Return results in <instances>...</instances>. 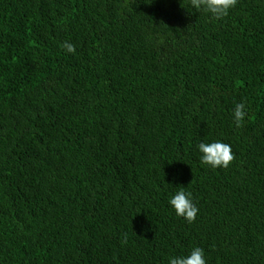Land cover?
<instances>
[{
	"label": "trees",
	"instance_id": "16d2710c",
	"mask_svg": "<svg viewBox=\"0 0 264 264\" xmlns=\"http://www.w3.org/2000/svg\"><path fill=\"white\" fill-rule=\"evenodd\" d=\"M215 141L227 169L200 163ZM181 187L192 223L168 203ZM195 247L264 264V0L219 21L189 0H0V264H169Z\"/></svg>",
	"mask_w": 264,
	"mask_h": 264
},
{
	"label": "clouds",
	"instance_id": "9594fccd",
	"mask_svg": "<svg viewBox=\"0 0 264 264\" xmlns=\"http://www.w3.org/2000/svg\"><path fill=\"white\" fill-rule=\"evenodd\" d=\"M237 2L238 0H189V4L193 9L207 14L212 20L216 21L227 17ZM60 47L69 54L75 52V45L68 41L62 43ZM232 116L235 127L237 129L242 128L245 118L248 116L244 102L235 105ZM197 147L201 153L200 163L212 169H227L235 159L231 146L220 141L202 142ZM168 203L175 215L183 218L188 223L194 222L199 212V209L191 199V193L185 192L183 187L169 199ZM121 243L127 244V233L124 234ZM169 264H206L204 250L200 247H195L187 256L170 258Z\"/></svg>",
	"mask_w": 264,
	"mask_h": 264
}]
</instances>
